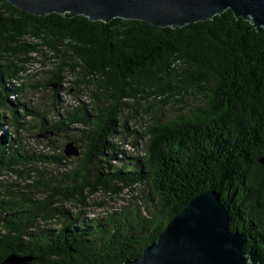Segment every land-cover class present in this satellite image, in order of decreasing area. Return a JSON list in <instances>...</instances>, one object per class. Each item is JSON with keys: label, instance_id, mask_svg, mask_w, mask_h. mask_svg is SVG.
I'll use <instances>...</instances> for the list:
<instances>
[{"label": "trees", "instance_id": "16d2710c", "mask_svg": "<svg viewBox=\"0 0 264 264\" xmlns=\"http://www.w3.org/2000/svg\"><path fill=\"white\" fill-rule=\"evenodd\" d=\"M250 27L231 10L173 29L36 17L0 0V264H123L209 191L264 264V29ZM48 91L49 105L31 104ZM152 98L150 121L131 129V102ZM110 202L121 206L87 215Z\"/></svg>", "mask_w": 264, "mask_h": 264}, {"label": "water", "instance_id": "95a60500", "mask_svg": "<svg viewBox=\"0 0 264 264\" xmlns=\"http://www.w3.org/2000/svg\"><path fill=\"white\" fill-rule=\"evenodd\" d=\"M18 10L36 16L51 14L87 17L110 23L119 18L142 21L159 28H184L209 22L231 10L237 19L251 23L249 30L264 29V0H6ZM48 135H40L45 139ZM68 158L79 156L71 143ZM264 165V158L260 160ZM231 218L221 198L212 191L195 197L141 256L123 264H261L251 239L232 231ZM31 258L9 256L1 264H29Z\"/></svg>", "mask_w": 264, "mask_h": 264}, {"label": "rangeland", "instance_id": "374dc122", "mask_svg": "<svg viewBox=\"0 0 264 264\" xmlns=\"http://www.w3.org/2000/svg\"><path fill=\"white\" fill-rule=\"evenodd\" d=\"M36 67L38 70H43L45 68L41 67L39 64L35 66V64L32 66H30V70L32 72H36ZM67 78H71L75 80V76H71L68 75ZM69 85H73L72 83L69 82ZM72 93H76L77 92L75 90H72ZM28 97L30 98L31 104L34 105L35 107H41L43 108V106L45 105H49L51 103L52 100V94L51 92H40L39 94L35 95L34 97H32V94L28 93L27 94ZM87 96V97H86ZM69 99V98H68ZM72 99H74L72 97ZM84 99L86 100V103H91L93 101L92 97H91V92L90 89H87L86 91H84L83 93V97H80L81 101H84ZM187 102L189 104L195 105L197 104L200 99L197 96H193V95H188L186 98ZM156 98H152L150 101H143L140 105H137L135 102H131L133 104L132 108L128 111H126V114L128 116L129 119V127L131 129H137L139 131H142L144 128V125L146 123H148L150 121V117L152 116V112L156 109V108H151V106L155 104ZM69 103H72L73 100L69 99L68 100ZM179 109V105H177L176 101H171L170 104L167 105L166 110L164 111V114L172 117L176 114V111ZM150 111V112H149ZM132 117H137L138 123H134L135 119H133ZM127 117L125 116L124 120H126ZM142 125V126H141ZM58 144L59 145H63L64 146V141H66L64 138H60L58 139ZM32 147H35L36 149H40V147H43L41 144H37L33 142L31 143ZM123 150L126 151L127 153H135L133 151V147L131 144H123ZM42 151V150H40ZM20 184V185H24V181H21L20 179H17L16 177H10L9 176V181H8V185L10 184ZM130 194H132V192H130ZM135 195V194H134ZM107 198V197H106ZM121 206V202H117V203H113L110 202L108 204V207H106L105 209H97V208H89V214H87L90 217H95V216H102L104 215V213L108 210H116V208H119Z\"/></svg>", "mask_w": 264, "mask_h": 264}]
</instances>
